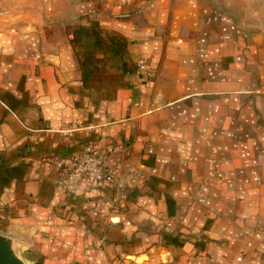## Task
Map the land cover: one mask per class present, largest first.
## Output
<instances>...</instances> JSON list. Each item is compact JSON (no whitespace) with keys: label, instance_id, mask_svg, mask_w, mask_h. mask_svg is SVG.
<instances>
[{"label":"crops","instance_id":"1","mask_svg":"<svg viewBox=\"0 0 264 264\" xmlns=\"http://www.w3.org/2000/svg\"><path fill=\"white\" fill-rule=\"evenodd\" d=\"M232 1L0 0V234L29 260L264 264V37ZM119 144L144 178L105 216L69 159Z\"/></svg>","mask_w":264,"mask_h":264},{"label":"rangeland","instance_id":"2","mask_svg":"<svg viewBox=\"0 0 264 264\" xmlns=\"http://www.w3.org/2000/svg\"><path fill=\"white\" fill-rule=\"evenodd\" d=\"M231 5V15L235 18L237 23L243 28V30L246 31L248 36H262L264 37V0H233ZM87 146V145H86ZM86 146H84L83 150L78 153L73 155L69 159V165L68 169L72 172L74 171V162L72 158L74 156L80 155L84 152ZM123 147H126L125 145H122ZM94 147L95 153L96 154H104L107 157H109L110 162H115L117 164V178H116V183L118 185L112 186L110 185L107 180H101V181H92L88 179V175L84 172H75L83 177H85L90 183H99V184H104L107 189L109 190L111 194V198L107 202V211L104 213L105 216H108L110 212L116 211L118 207H123L124 202L126 200V193L129 191L131 187L134 186L136 182L132 183H126V174L130 168H135L139 170L142 174L143 171L132 165H127L125 169H123V165L121 162V156H123V152L118 149V145L113 146V147ZM119 156L120 158L118 159ZM9 237V236H8ZM11 238V237H10ZM13 239V238H12ZM14 250L20 256L24 261L31 262L32 264H36L35 262L29 260L26 256L23 255V252H21V247L18 244L16 240H14Z\"/></svg>","mask_w":264,"mask_h":264},{"label":"built area","instance_id":"3","mask_svg":"<svg viewBox=\"0 0 264 264\" xmlns=\"http://www.w3.org/2000/svg\"><path fill=\"white\" fill-rule=\"evenodd\" d=\"M138 68L141 72L148 74L149 67L144 61L138 63ZM118 149L123 152V155L127 153V146L123 147L118 145ZM74 162L75 172H84L88 175V179L92 181L107 180L110 185H118L116 183L117 176V164L110 162L109 157L104 154H96L92 145H87L84 152L80 155L72 158ZM144 178V175L135 168H130L126 174V183H132Z\"/></svg>","mask_w":264,"mask_h":264},{"label":"water","instance_id":"4","mask_svg":"<svg viewBox=\"0 0 264 264\" xmlns=\"http://www.w3.org/2000/svg\"><path fill=\"white\" fill-rule=\"evenodd\" d=\"M0 264H32L24 261L14 250L12 238L0 234Z\"/></svg>","mask_w":264,"mask_h":264}]
</instances>
